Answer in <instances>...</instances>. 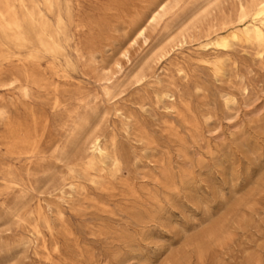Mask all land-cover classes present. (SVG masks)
Returning a JSON list of instances; mask_svg holds the SVG:
<instances>
[{"label": "rangeland", "instance_id": "374dc122", "mask_svg": "<svg viewBox=\"0 0 264 264\" xmlns=\"http://www.w3.org/2000/svg\"><path fill=\"white\" fill-rule=\"evenodd\" d=\"M11 1L28 41L0 32V108L17 122L45 113L50 126L30 159L6 143L0 116V264H264V50L205 47L253 0H181L151 24L162 0H26L37 21L63 15L57 52ZM34 63L47 80L31 97L5 85ZM96 134L108 141L103 166L74 162ZM66 182L77 187L61 192Z\"/></svg>", "mask_w": 264, "mask_h": 264}, {"label": "bare ground", "instance_id": "6f19581e", "mask_svg": "<svg viewBox=\"0 0 264 264\" xmlns=\"http://www.w3.org/2000/svg\"><path fill=\"white\" fill-rule=\"evenodd\" d=\"M54 1L55 0H44V2L46 4H49V5H53ZM180 1L181 0H162L159 4H157L154 7V9L151 11V13L148 16L146 21L149 24L157 23L162 17H164V15H166L170 11V9L172 7H175V6L178 7L179 6L178 4L180 3ZM14 2L11 0H0V32H3L6 36H8V38L12 42L19 43L20 45L23 46L28 41V39H27L28 31L26 29V26L24 25V20H23L22 16L20 15V11L18 9V6ZM19 2H20V6H21L20 8L24 11V16L25 17L27 16V17L34 19L35 25L33 24V26L37 27V37L43 43L45 48L50 49V50H54L55 52L59 51L63 47V43L69 39L68 29H67L65 23L63 22V15L59 14L57 17V20L53 24H48V23H46L47 21L46 22H42L39 20L37 21V19H39V18L36 19L34 11L32 9H30V7L27 5L26 0H19ZM211 2H212V0L210 1V3ZM217 4H218V2H217ZM214 7H216V6H214ZM204 8H206V6ZM216 8L218 9L219 7L217 6ZM175 9H177V8L175 7L174 11H175ZM201 12H203V11H201ZM201 12H200V14L203 15V13H201ZM197 20H199V19L197 18ZM30 21H32V20L30 19ZM235 22L237 23V26H235L234 28H232L231 30H229L226 33H223V34L219 33V35H217L215 38L211 39L210 42H208L205 45V47L206 48L211 47V49L214 48L216 50H219L220 52H224L231 47V44L234 41L242 42V43H248V44H251L253 46H258L260 48L259 55L262 57L263 50H264V0H253L251 2V4H249L248 6H242L238 15H237ZM192 23L194 24V21ZM192 25H191V27H192ZM186 30H189V26H188V29H186ZM186 30H184V31H186ZM135 31H136L135 32L136 38H143L144 41H148V37L146 35V33H147L146 25L137 26ZM181 34H183V32ZM178 36L176 38H179ZM207 37H208V35H207ZM183 38H184V36H183ZM175 48H177V47H175ZM2 52L3 51H1V53ZM29 53L30 54L28 56H30L31 58L35 57L36 53L33 50H30ZM157 54H159V53L157 52ZM124 56L129 58V53L128 52L124 53ZM35 58H37V57H35ZM3 59H5V56L3 57ZM26 60H28V59H26ZM23 65L24 66H22L19 69L18 74L15 75L14 77H12L10 80H8L5 83V85L8 86L9 88L19 89L20 92L22 93V95L25 98H28V97L32 96L35 88L44 86L47 78H46V73L40 68V66L38 64L34 63L31 66H26L25 64H23ZM117 66L120 68L122 67L119 63L117 64ZM183 66H184V64H183ZM212 66H213V69L216 73L222 72L223 67H224L223 60L218 59V60L212 62ZM50 68H51L52 74L58 78L67 79L70 77L68 71H66L64 69H60L56 65H52ZM173 70H175V69H173ZM225 71H227V69ZM8 87L7 88L5 87V89H8ZM166 91L168 92V90H166ZM55 95L56 96L53 99V103H52L53 105L52 106H53V108L57 109L60 105V99L58 98L60 95H57L56 93H55ZM168 102H170V101H168ZM229 103H230V101H229ZM177 104H179V103H177ZM177 104H175V105H177ZM167 111H168V109H167ZM91 113H93V111ZM83 114H85V113H83ZM0 116L5 121V126L10 131V136L9 135L4 136V140L6 141V143L8 145H11L14 149H17L19 154L26 155L30 159L31 158L34 159V158L39 157L40 155L45 153L44 149L46 148V142H47L46 141V135H47L48 128L50 126V118L45 113L30 110V113H29L26 121L17 122V121H11L10 111H8L7 108L3 107V108H0ZM127 119H130V118H127ZM134 123H135V121H134ZM75 124H77V123H75ZM70 129H71V127H70ZM105 138L99 134L94 135L93 138L90 140L88 146H87L86 152L77 154L76 158L74 159V162H75V160L81 161L90 167H92L94 165H99V164L102 165L104 162L103 158L105 156H108V154H109V150H108V146H107L108 141L105 140ZM71 140H74V139H71ZM106 141H107V143H106ZM61 144H62V140L59 139L54 143V146L60 148ZM118 152H119V150H118ZM27 160H29V159H27ZM113 162H114L115 166L118 168L121 164V159L118 156L113 155ZM22 173L23 172H21V174ZM83 174L84 173H81V176ZM10 182L11 181H9V183ZM13 182H11V183H13ZM16 182H18V181H16ZM22 182H24V181H22ZM68 184L72 187L74 182L73 183L66 182L64 184L61 183L58 185V188L61 190V192H64L65 186ZM73 186H75V185H73ZM75 187H77V186H75ZM57 195H59V193ZM33 212H34V210H33ZM209 236H210V234H209Z\"/></svg>", "mask_w": 264, "mask_h": 264}]
</instances>
